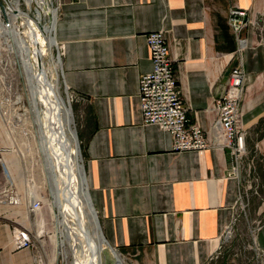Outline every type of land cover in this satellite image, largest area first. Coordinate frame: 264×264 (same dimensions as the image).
<instances>
[{
	"label": "crops",
	"instance_id": "0c3cea01",
	"mask_svg": "<svg viewBox=\"0 0 264 264\" xmlns=\"http://www.w3.org/2000/svg\"><path fill=\"white\" fill-rule=\"evenodd\" d=\"M58 5L63 80L86 105L84 177L108 244L131 264H208L242 199L245 167L230 174L229 149L174 152L170 134L143 124L140 78L153 70L147 36L163 31L189 119L209 137L232 70L246 73L240 109L247 154L256 157L262 177L256 241L264 253V35L253 24L264 0ZM234 10L247 13L249 26L240 33L230 23ZM16 214L0 208V221ZM36 254L14 251L11 231L0 225V264H36Z\"/></svg>",
	"mask_w": 264,
	"mask_h": 264
},
{
	"label": "rangeland",
	"instance_id": "374dc122",
	"mask_svg": "<svg viewBox=\"0 0 264 264\" xmlns=\"http://www.w3.org/2000/svg\"><path fill=\"white\" fill-rule=\"evenodd\" d=\"M18 1L21 10L30 16L29 23L31 24L26 25L28 22L24 20V28H20L22 36L29 43L31 41L29 36L32 30L34 32L37 29V24L35 25V12L34 10H30L29 0ZM2 3H4V5L6 4L4 0ZM51 4L52 8L56 10L57 18L59 13L58 0H51ZM4 20L3 22L8 23L7 18H4ZM18 24H22V21L19 20ZM29 26H31L30 31ZM4 40L5 39L3 38L1 39L2 43L0 44V50L2 53L1 60L3 61L5 70L4 72H0V77L4 79L8 89L9 87H11V89H9L10 91L6 95L8 101L4 100L0 103V139L1 141L6 142L8 146H10V143L8 142H17V140H19L20 134L16 132V116H14L17 114L15 113L17 109H20L23 112H28L26 127L33 130L34 136L29 134L30 136L28 138L31 143V147L29 149H15L8 151L7 158L10 160L9 162L15 178L16 186L22 197V206L18 209L16 208L15 210L9 209V211H14L17 214L11 215L0 221V225H6L8 230H12L13 228L28 229L34 241L37 252L36 255H40L46 264H75L76 260H78L76 258V254L80 252L82 248H79L80 245L76 242L73 246H70L67 243H65L63 248L60 246L61 240L56 225L58 211L53 204L54 202L50 194L46 171L43 166L42 154L39 149L38 138L35 130L36 126L33 122L34 114L31 111L32 103L29 86L24 74V66L19 56L20 54L15 49L13 50L12 47H8V45L3 42ZM8 44L12 45L13 40L10 39ZM13 46L15 45L13 44ZM50 53L56 60L59 58L61 62H63L60 43H58L57 47L52 49ZM43 63L46 68L51 67L52 63L50 62L48 55L43 57ZM58 79L60 85L59 97L61 102L63 106L67 108H69V102L72 109L74 129L76 131L79 144L80 163L84 167L85 154L82 132L87 114L86 105L66 87L63 80V74L61 72L59 73ZM17 97H20L21 99V108H18L17 105H15ZM40 107L45 111V106L43 104ZM3 110L4 112L8 111L9 114L13 116L10 118L5 117L2 112ZM12 130L14 132H12ZM247 139L248 136L246 135V155L243 163L245 170L242 179V199L237 208L236 218L230 228L229 235L223 238L220 249L215 255V259L209 264H264V253L262 250H259L256 241L258 231L263 224L261 211L262 177L256 157L254 155L247 154ZM33 201L40 202V209L36 212H31L30 210V205H32ZM100 222L101 219H99V225L101 227ZM88 225H90L89 222ZM116 251L119 252L118 250ZM63 252H65V255L62 254ZM120 255L122 259L124 258L123 264H131L124 255L121 253ZM82 262H84V264L87 263L86 260L80 259L79 263ZM103 263L117 264V261L111 254L110 249H106L104 251Z\"/></svg>",
	"mask_w": 264,
	"mask_h": 264
},
{
	"label": "bare ground",
	"instance_id": "6f19581e",
	"mask_svg": "<svg viewBox=\"0 0 264 264\" xmlns=\"http://www.w3.org/2000/svg\"><path fill=\"white\" fill-rule=\"evenodd\" d=\"M2 2L0 44L1 39H5L3 42L20 54L24 66L39 149L50 194L58 211L56 225L61 240L60 246L63 248L65 243L70 246L78 243L82 250L75 253L77 263L84 259L86 264H104L103 253L110 249L117 264H123L120 254L111 248L102 233L99 218L86 188L72 109L69 102V108L64 107L59 97L58 78L59 73H62V62L59 58L56 60L50 53L58 45L55 35L56 10L52 8L51 0H29L30 10L35 12L34 23L37 24V29L34 28L36 29L34 32L32 30L29 36L31 41L28 43L22 36L18 18L26 20L28 22L26 25H29L31 24L29 14L21 10L18 0L9 2L4 0L7 5ZM3 17L8 19V23L3 22ZM10 39L15 46L8 44ZM45 55L49 56L51 67H45L43 63ZM42 104L45 111L40 107ZM62 254L65 255V252Z\"/></svg>",
	"mask_w": 264,
	"mask_h": 264
},
{
	"label": "built area",
	"instance_id": "2783aa9c",
	"mask_svg": "<svg viewBox=\"0 0 264 264\" xmlns=\"http://www.w3.org/2000/svg\"><path fill=\"white\" fill-rule=\"evenodd\" d=\"M231 15L230 23L235 32L240 33L249 26L247 13L234 10ZM4 18L6 17H3V20ZM19 20L22 21V24L19 25L20 28H24V20L21 17L18 18V22ZM253 24L264 35L263 14H260ZM147 43L153 70L140 78L139 97L143 124L158 126L162 131L170 134L174 152L205 151L214 147L229 149L230 156L234 161L230 174L237 176L246 155V132L242 128V112L240 109L246 83L244 69L238 66L232 70L229 85L221 98L216 101L214 110L217 113V119L213 125V136L209 137L199 125L189 119V108L180 89L174 61L170 58L165 32L150 33L147 36ZM240 44L243 50L244 42L241 41ZM1 55L2 53L0 54V72H4L5 68ZM9 89L4 79L0 77V103L4 100L8 101L6 95L10 91ZM19 100L21 99L17 97L15 105L21 108V101ZM2 112L5 117L10 118L13 116L8 111L4 112L3 110ZM15 113H17L14 115L16 116L15 128L16 132L20 134L19 140L8 142L10 143V146H8L6 142L0 139V208L13 210L22 206V197L16 186L9 163L10 160L7 158L8 151L29 149L31 143L28 137L29 134L33 135V130L26 127L28 112L17 109ZM12 132L14 131L12 130ZM39 209L40 202L33 201L30 205L31 212H36ZM230 228L226 231L224 237L229 235ZM10 231L14 251L35 249L32 235L28 229L13 228ZM259 250L261 249L259 248ZM217 251L211 255L209 263L215 259ZM36 264L46 263L41 257L36 256ZM75 264H84V262H76Z\"/></svg>",
	"mask_w": 264,
	"mask_h": 264
},
{
	"label": "water",
	"instance_id": "95a60500",
	"mask_svg": "<svg viewBox=\"0 0 264 264\" xmlns=\"http://www.w3.org/2000/svg\"><path fill=\"white\" fill-rule=\"evenodd\" d=\"M0 1H2V0H0ZM7 2H9V0H7ZM114 251H116V249H114L113 247H111Z\"/></svg>",
	"mask_w": 264,
	"mask_h": 264
}]
</instances>
